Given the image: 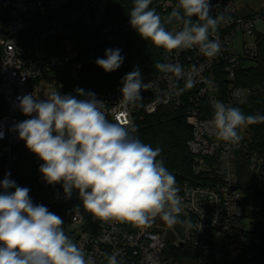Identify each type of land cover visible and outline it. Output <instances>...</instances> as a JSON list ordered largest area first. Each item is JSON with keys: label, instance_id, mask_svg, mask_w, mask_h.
I'll list each match as a JSON object with an SVG mask.
<instances>
[{"label": "built area", "instance_id": "obj_1", "mask_svg": "<svg viewBox=\"0 0 264 264\" xmlns=\"http://www.w3.org/2000/svg\"><path fill=\"white\" fill-rule=\"evenodd\" d=\"M70 1L0 0V102L4 106L0 115V132H3L0 138V181L9 173L8 178L12 180L11 174L19 157L14 149L25 145L14 125L30 117L19 109L17 98L33 94L38 100L46 99L56 91L61 95L77 96L83 63L74 46L76 28L82 25L98 30L96 46L122 50L125 45L129 25L107 20L112 0H83L76 9L58 12L48 22L47 17L40 14L43 6L59 11ZM211 2V13L223 14L227 18L222 23L226 32L219 35L221 52L214 58L203 56L196 47L162 52L161 63L179 62L186 73L191 72L196 81L193 88L178 97L169 96L173 84L183 87L184 81L176 82L170 74L149 72L142 74L143 81H153V86L141 92L143 99L136 106H125L120 101L122 84L95 95L104 102L103 111L114 123L128 120L135 124L138 117L152 114L162 105L180 107L187 103L186 116L192 132L187 146L192 155L193 173L199 178L177 182L183 201L180 214L185 215L187 222L184 238L181 240L175 231L176 239L168 242L165 231L158 224L149 223L128 232L119 221L95 218L83 210L78 190L73 189L71 198H66L62 183L56 184L58 189L55 191L43 193L38 190L33 197L34 204L44 205L50 212L59 205L74 203L67 221L73 227L74 242L88 256L94 257L97 264L106 249L111 253L119 252L118 259L123 260V264H183L168 256L166 250L184 244L198 252L210 245V261L193 260L190 264H246L245 258L254 256L251 249L261 243L256 218L251 215L258 206L239 180L240 151L248 144L246 129L239 130L241 140L238 143H225L215 138L208 121L213 116L212 101L235 106L251 92L250 88L238 86L236 77L244 62L255 55V21L264 19V6L249 15H241L238 0ZM172 4L170 0L157 2L162 9ZM180 29V25H175L173 32ZM238 33L244 37L243 52L234 47V37ZM245 37L253 38L254 47L248 51ZM51 39L62 40L61 50L54 54L48 52V49L55 48V45L48 46ZM67 42L74 46L71 54L66 53ZM218 75L226 79L224 88H221ZM209 80L213 82L211 88L206 83ZM245 160L253 175L250 182L264 190V156L248 154ZM3 191L0 188V192ZM76 206H80L82 214L75 213Z\"/></svg>", "mask_w": 264, "mask_h": 264}, {"label": "clouds", "instance_id": "obj_2", "mask_svg": "<svg viewBox=\"0 0 264 264\" xmlns=\"http://www.w3.org/2000/svg\"><path fill=\"white\" fill-rule=\"evenodd\" d=\"M152 0H133L129 24L145 41L166 53L177 49L198 48L207 58L221 52L218 28L225 15H211V0H178L175 8L162 19ZM195 17V21L192 19ZM175 20L182 27L170 31L166 24ZM120 49H106L105 58L95 63L105 72L122 65ZM155 69L171 75L177 83L169 96H180L195 86L191 72L179 62H157ZM208 87L212 81L206 82ZM123 105L136 106L141 92L153 86L144 83L138 68L122 78ZM73 95L52 92L46 99L33 94L18 97L19 109L30 117L16 125L19 139L43 161L39 171L48 184L62 183L66 198L76 189L83 210L103 221L115 220L137 226L159 217L173 226L180 221L182 198L176 177L158 159L162 149L153 148L136 135L131 121L114 123L103 111L105 104L92 92L76 89ZM213 116L208 124L218 141L238 143L239 130L264 123V115H246L239 107L212 101ZM3 132H0V138ZM7 174L0 181V264H97L64 231V221L44 205L34 204L30 189L20 187ZM9 189L14 191L9 192ZM82 214L80 206L74 209ZM187 222L184 223V225ZM119 252L104 254L107 264H123Z\"/></svg>", "mask_w": 264, "mask_h": 264}, {"label": "trees", "instance_id": "obj_3", "mask_svg": "<svg viewBox=\"0 0 264 264\" xmlns=\"http://www.w3.org/2000/svg\"><path fill=\"white\" fill-rule=\"evenodd\" d=\"M83 0H71L67 5L63 6L59 11L50 10L46 6L40 9V14L47 17V22L54 18L58 12H67L76 9L81 5ZM159 0H152L151 8H155L162 19H166L175 8L178 0L172 1V6L162 9L157 5ZM133 7V0H112L107 13V20L110 23H127L130 27L125 45L121 50L124 61L119 69L112 72H105L101 67L97 66L95 61L97 58H105L106 49H115L109 46H96L95 38L98 30L89 29L84 26H78L74 34V46L78 53V59L83 63L81 78L79 81V89L85 92H92L95 95L112 89L122 84V78L138 68L141 75L149 72L158 73L155 64L162 61V52L164 49L157 48L150 41L142 39L138 33L129 24V12ZM213 16V13H211ZM195 21V17L192 18ZM175 25H182L173 20L171 24H166L168 30L173 31ZM226 31L222 29V24L218 28V35L224 34ZM255 55L248 58L251 63L244 64L238 71L236 84L241 87L250 88L249 96L242 102L235 105L239 107L246 115L260 114L264 115V34L255 31ZM55 48L48 49L49 54L57 53L61 50L62 40L51 39L48 46ZM125 53V55H123ZM250 59V60H249ZM221 88L226 85V79L223 75H218ZM222 90V89H221ZM83 98V97H80ZM187 103L183 106L175 107L173 105H162L152 114H143L142 117L136 119L137 127L136 135L139 139L153 148L162 149L161 156L158 159L164 161L165 167L176 177L177 182L185 180H195L199 177L195 176L192 170V155L188 149L187 142L191 138V127L188 124L186 116ZM4 112V106L0 102V115ZM141 112L139 111V114ZM248 134V144L245 150L240 151L242 157L238 162L239 168L246 163L248 154H258L264 156V123H257L245 126ZM18 153V160L14 165L11 179L20 187L30 189L29 195L33 201L35 193L40 190L43 193L52 192L58 189L56 184H48L39 168L43 161L32 153L26 145L17 146L14 149ZM2 161L0 160V172ZM248 194L252 195L256 206L251 215L256 218V225L259 228L261 243L254 246L253 258H245L246 264H264V190L255 187L250 180L240 184ZM14 191V189H11ZM74 203L59 205L52 212L60 216L64 221L65 233L74 241V231L67 228L68 217L72 211ZM121 227L128 232L137 229V225L130 223H121ZM112 254L110 249H106L104 254ZM104 254L98 264H107ZM166 254L174 260L190 264L193 260H211L210 245L201 252L193 250L188 244H184L177 248H167Z\"/></svg>", "mask_w": 264, "mask_h": 264}, {"label": "rangeland", "instance_id": "obj_4", "mask_svg": "<svg viewBox=\"0 0 264 264\" xmlns=\"http://www.w3.org/2000/svg\"><path fill=\"white\" fill-rule=\"evenodd\" d=\"M264 4V0H238V8L239 11L241 13H247L250 12L252 9L254 8H260L262 5ZM255 30L256 32H262L264 34V19H258L255 21ZM238 38L235 39V49L239 50L238 48ZM246 41H247V46H246V50L248 51L249 49L254 47V43H253V38L251 37H245ZM74 50V46L72 43L67 42L66 43V53L67 54H71ZM252 58V57H249ZM250 60V59H249ZM250 61H245L244 64L248 65L250 64ZM17 115H19V112L16 113ZM243 163L240 162L239 164ZM240 173H239V180L240 183H244L248 180H252L253 179V175L251 170L249 169V167L246 165V163H244V165H242V167L239 168ZM251 200H249L248 202H250ZM150 224H158L160 225L163 230L165 231V239L168 242H171L172 240H175L177 237V234L175 232V230L173 229V226H170L168 224H166L165 222H163L159 217H156L154 220H152L150 222ZM67 228L72 230L73 227L70 223H67Z\"/></svg>", "mask_w": 264, "mask_h": 264}, {"label": "water", "instance_id": "obj_5", "mask_svg": "<svg viewBox=\"0 0 264 264\" xmlns=\"http://www.w3.org/2000/svg\"><path fill=\"white\" fill-rule=\"evenodd\" d=\"M178 220L180 221V223L173 225V229L178 233L180 239L182 240L184 238L185 227H186V224L184 225V223L186 222L185 215L178 214ZM182 244L183 242L180 241V245Z\"/></svg>", "mask_w": 264, "mask_h": 264}, {"label": "crops", "instance_id": "obj_6", "mask_svg": "<svg viewBox=\"0 0 264 264\" xmlns=\"http://www.w3.org/2000/svg\"><path fill=\"white\" fill-rule=\"evenodd\" d=\"M264 6V4L258 9V8H254V9H252L250 12H247V13H241L240 11H239V9H238V12H239V14H241V15H249V14H251V13H253L254 11H257V10H260L262 7ZM256 31V30H255ZM259 33H262V32H259ZM263 34V33H262ZM236 38H238L237 39V41H238V48H239V50H237L238 52H243L244 51V37L241 35V34H236L235 35V37H234V45H235V39Z\"/></svg>", "mask_w": 264, "mask_h": 264}]
</instances>
